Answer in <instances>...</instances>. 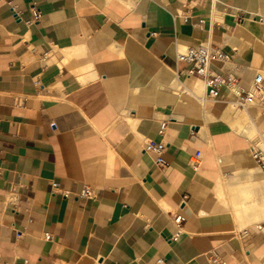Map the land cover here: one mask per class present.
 Returning <instances> with one entry per match:
<instances>
[{
  "label": "crops",
  "instance_id": "0c3cea01",
  "mask_svg": "<svg viewBox=\"0 0 264 264\" xmlns=\"http://www.w3.org/2000/svg\"><path fill=\"white\" fill-rule=\"evenodd\" d=\"M199 46L249 88L264 0H0V264H264V102L202 101Z\"/></svg>",
  "mask_w": 264,
  "mask_h": 264
},
{
  "label": "built area",
  "instance_id": "2783aa9c",
  "mask_svg": "<svg viewBox=\"0 0 264 264\" xmlns=\"http://www.w3.org/2000/svg\"><path fill=\"white\" fill-rule=\"evenodd\" d=\"M14 15L18 13L12 9ZM189 19L188 14L184 16V20ZM176 60L180 63H186L191 66L187 71V75L197 77L203 81L205 93L202 101H215L218 99L221 88L225 87L230 93L236 97L235 104L241 110H247L250 107L257 106L264 102V75L261 73L256 74L253 82L249 88L243 87L238 78L234 74L229 73L226 75L217 74L212 68V62L219 63L229 62L231 58L226 55L220 48L211 46L199 47H177ZM258 98L257 104H252L254 99ZM166 123L161 125V133L165 130ZM194 136V132H191ZM260 144H254L253 159L264 171V140H260ZM145 152H153L156 154V164L164 166L162 156L166 149L163 142H155L148 140L144 143L143 147ZM200 162V156L196 155L192 161V166H197ZM57 188V185H54ZM92 193L88 188H85L81 196L91 197ZM172 221L177 228L175 235L170 239L171 242L178 241L182 235V224L184 218L180 214L172 216ZM254 230L264 234V225H256ZM247 230L242 232V236H248ZM212 262L216 264H227L223 261H218L215 257H211ZM163 259L158 260L157 264H162Z\"/></svg>",
  "mask_w": 264,
  "mask_h": 264
},
{
  "label": "rangeland",
  "instance_id": "374dc122",
  "mask_svg": "<svg viewBox=\"0 0 264 264\" xmlns=\"http://www.w3.org/2000/svg\"><path fill=\"white\" fill-rule=\"evenodd\" d=\"M198 88H200L199 90L197 89V93L198 94H200L201 93V91H202V85L200 86V87H198ZM236 109V108H235ZM238 110H241V109H238ZM253 139H255V143L256 144H260L261 143V141L259 140V138H258V135H257V133L255 132L252 136H251Z\"/></svg>",
  "mask_w": 264,
  "mask_h": 264
},
{
  "label": "bare ground",
  "instance_id": "6f19581e",
  "mask_svg": "<svg viewBox=\"0 0 264 264\" xmlns=\"http://www.w3.org/2000/svg\"><path fill=\"white\" fill-rule=\"evenodd\" d=\"M182 95H183V94H182ZM255 100H258V98H255L254 101H255ZM231 106H232V105H231ZM233 107H234V106H233ZM238 109H239V108H238ZM240 112L244 114V115H242L243 117H246V116H245L246 114H245L244 112H242V111H240ZM247 117H248V116H247ZM245 119H246V118H245ZM249 121H250V120H249Z\"/></svg>",
  "mask_w": 264,
  "mask_h": 264
}]
</instances>
